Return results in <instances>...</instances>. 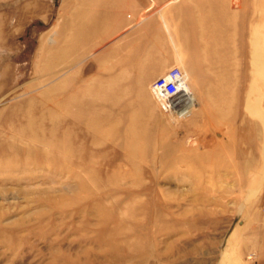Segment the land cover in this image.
<instances>
[{
	"label": "rangeland",
	"instance_id": "rangeland-1",
	"mask_svg": "<svg viewBox=\"0 0 264 264\" xmlns=\"http://www.w3.org/2000/svg\"><path fill=\"white\" fill-rule=\"evenodd\" d=\"M183 11L175 48L155 34L140 56L165 67L104 56V0H0V264L255 263L264 0ZM173 65L198 103L183 119L148 90Z\"/></svg>",
	"mask_w": 264,
	"mask_h": 264
},
{
	"label": "crops",
	"instance_id": "crops-1",
	"mask_svg": "<svg viewBox=\"0 0 264 264\" xmlns=\"http://www.w3.org/2000/svg\"><path fill=\"white\" fill-rule=\"evenodd\" d=\"M169 1L104 0V56L105 54H110L113 56L111 58H118L119 55L125 53L129 61L133 63L152 61L163 63L165 67L171 64L173 62L171 54H168L163 59L155 57L146 58L144 61L140 59L142 54L149 57L150 54H148L145 47L151 45L155 34L159 37L160 43L166 46L164 40L165 30L162 27L164 19L172 31L175 25L182 22L187 24L186 32H189L190 18L187 19L185 15L190 16L191 11L188 9L186 14L184 11L180 13L181 6L188 0H183V2H180V0ZM160 10L165 13L164 16L157 12ZM183 28L185 30V27ZM172 36L173 38L176 37L174 31ZM188 45L190 44L188 43ZM143 47L145 48L144 50ZM117 61L121 63V61ZM257 252L259 255L254 264H264V245L262 243L258 247Z\"/></svg>",
	"mask_w": 264,
	"mask_h": 264
},
{
	"label": "built area",
	"instance_id": "built-area-1",
	"mask_svg": "<svg viewBox=\"0 0 264 264\" xmlns=\"http://www.w3.org/2000/svg\"><path fill=\"white\" fill-rule=\"evenodd\" d=\"M158 107L173 118L183 119L196 108V100L182 67L173 65L155 78L148 87Z\"/></svg>",
	"mask_w": 264,
	"mask_h": 264
},
{
	"label": "bare ground",
	"instance_id": "bare-ground-1",
	"mask_svg": "<svg viewBox=\"0 0 264 264\" xmlns=\"http://www.w3.org/2000/svg\"><path fill=\"white\" fill-rule=\"evenodd\" d=\"M163 28H164V30H165V32H166V34H167V37H168V39H169V41H170V44L175 48V40H174V38H173V36H172V33H171V31H170V28H169V26L166 24V22L165 21H163ZM235 45V44H234ZM177 49V48H176ZM185 79L188 77V75H187V73H185ZM220 77V76H219ZM43 98V97H42ZM69 99H70V97H68ZM196 100V99H195ZM55 101H57V100H55ZM244 104H245V102H244ZM197 105H198V103L196 102V108H197ZM58 108V107H57ZM55 109V108H54ZM51 110V109H50ZM61 110V109H60ZM52 113H53V111H52ZM209 114V113H208ZM264 114V113H263ZM212 117H214V116H212ZM220 117H222V116H220ZM224 117V116H223ZM173 118V117H172ZM215 119H216V117H214ZM210 119V118H209ZM222 119V118H221ZM220 119V120H221ZM220 120H218V121H220ZM175 121V120H174ZM240 122V121H239ZM263 122V121H262ZM211 123V122H210ZM219 123V122H218ZM120 124V123H119ZM116 126H117V124H116ZM108 128V127H107ZM112 129H114V128H112ZM111 130V129H110ZM109 130V131H110ZM262 131H263V129H262ZM112 132H113V130H112ZM94 133V132H93ZM96 133V132H95ZM134 133V132H133ZM132 133V134H133ZM107 134V133H106ZM105 134V135H106ZM110 135H111V133H110ZM109 135V136H110ZM136 134L134 133V136H135ZM133 136V135H132ZM260 136V135H259ZM102 137V136H101ZM138 137V136H137ZM99 138H100V136H99ZM114 138V137H113ZM138 138H140V137H138ZM137 138V139H138ZM264 138V137H263ZM102 139V138H101ZM131 139H132V137H131ZM133 140V139H132ZM131 140V141H132ZM136 140V139H135ZM129 141H130V139H129ZM134 141V140H133ZM137 141V140H136ZM108 142V141H107ZM130 143V142H129ZM243 143V142H242ZM139 144V143H138ZM129 145V144H128ZM127 145V146H128ZM131 145H133V143L131 144ZM259 145H260V143H259ZM264 145V144H263ZM130 146V145H129ZM140 146V145H139ZM130 148H131V146H130ZM133 148H135V146L134 147H132V149ZM260 148V147H259ZM136 149V148H135ZM245 149V148H244ZM137 150H140V148H138ZM259 152V151H258ZM134 154H135V151H134ZM133 154V155H134ZM260 154V153H259ZM130 156H133V155H131V153L129 154ZM137 155V154H136ZM136 155H134L135 156V158H136ZM260 157V156H259ZM132 159H134V157L132 158ZM247 166H249V165H247ZM249 169V168H248Z\"/></svg>",
	"mask_w": 264,
	"mask_h": 264
}]
</instances>
